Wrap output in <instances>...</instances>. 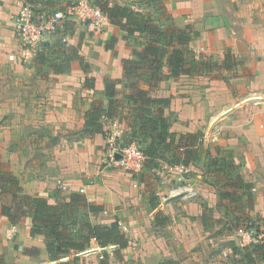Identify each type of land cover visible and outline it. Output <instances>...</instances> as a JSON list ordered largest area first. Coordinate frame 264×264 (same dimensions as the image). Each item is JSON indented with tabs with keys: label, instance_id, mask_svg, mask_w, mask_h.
I'll return each mask as SVG.
<instances>
[{
	"label": "crops",
	"instance_id": "1",
	"mask_svg": "<svg viewBox=\"0 0 264 264\" xmlns=\"http://www.w3.org/2000/svg\"><path fill=\"white\" fill-rule=\"evenodd\" d=\"M31 1L37 9L51 11L64 8L71 0ZM92 2L139 10L141 16L155 20L163 30L190 26L188 49L200 70L170 77L169 68L164 66L167 77L154 89L147 84L148 76L146 84L139 81L142 88L149 89V95L168 100L163 114L169 122L168 131L176 133L174 150L164 152L165 160L155 159L154 165H145L139 174L121 168L110 170L104 164L105 132L115 124L135 137L145 138L147 146L153 139L140 128V101L132 96L135 79L124 73V61L136 58V51L144 50L151 34L130 35L110 21L100 30L70 20L28 61L34 75H24L26 62L20 56L15 61L9 59L11 53L19 55L21 51L14 31L16 0H0V71L6 74V67L12 65L16 73L22 72L16 83L24 91L23 97L30 95L31 99L26 102L10 92L0 96V170L18 181V193L44 197L52 203L68 201L73 193H81L90 203L101 206L97 214L87 208L75 212L77 233L82 230V217L92 224L120 220L127 226L125 233L130 240L128 247L115 245L112 250L92 240L84 251L52 260L45 237L32 233L31 216L14 224L0 215V264H58L73 258L76 260L72 264H90L89 260L92 264H102V260L105 264H252L246 261L241 242H237V231L246 216L264 229V102L246 100L254 92L264 94V0H161L162 13L154 11V0H143V6L129 0ZM64 37L68 44L63 42ZM42 53L46 61L36 58ZM68 55L72 59L60 63ZM57 64L64 65V70L55 72ZM109 81L116 83L114 98L118 105L114 117L102 119L105 132L85 133L86 112L94 105L109 104ZM214 124L219 130L215 139L207 137L197 145L200 160L189 164L184 173L167 171L161 161L170 160L174 153L183 154L184 147L179 145L189 143L186 135H203ZM48 128L57 136L36 139L38 130L45 132ZM222 160L231 171L221 170ZM152 172L154 177L149 178ZM237 175L253 185L252 207L243 203L240 208L220 197L225 182ZM59 180L66 188L58 186ZM183 180H189L199 195L191 200L174 199L160 210L158 193ZM16 192L10 186L2 193L1 203L12 204ZM222 206L224 210L220 211ZM214 216L220 217L218 223L225 219L234 225L230 241L242 252L229 257L215 252V242L221 237L206 231L215 224L211 219ZM12 225L17 231L9 239L7 230ZM256 264H264V260L259 258Z\"/></svg>",
	"mask_w": 264,
	"mask_h": 264
},
{
	"label": "trees",
	"instance_id": "2",
	"mask_svg": "<svg viewBox=\"0 0 264 264\" xmlns=\"http://www.w3.org/2000/svg\"><path fill=\"white\" fill-rule=\"evenodd\" d=\"M27 1L32 3L31 0ZM99 6L105 11L110 22L126 29L128 34L133 35L140 32L152 35L144 50L142 52L136 51V58L124 61V73L127 77L135 79L132 82L133 91H135L132 96L137 102L140 101L137 108L140 128L153 136L151 143L143 150L147 156L145 165L148 163L154 165L155 159L159 161L167 158L164 152L174 150L172 144L175 141L176 133L168 131L169 122L163 114V108L168 104V100L149 95V89L142 88L139 81L141 80L142 84H146L148 79L147 84L154 89L167 77L163 72L164 66L169 68L170 77L192 74L200 70L199 62L188 49L192 40L190 26L185 29L163 30L155 20L152 22L141 16L139 10L122 5L109 6L106 3H100ZM71 57L73 56L68 55L61 58L60 63L69 62ZM36 58L41 61L47 60L45 53L38 54ZM189 58L192 60L189 61ZM61 66L64 65H54L53 70L61 72L64 70ZM145 76L148 78L145 79ZM115 84L111 81L106 84V94L110 97L107 107L94 105L86 112L85 133L105 132L102 119L114 117L118 105V100L114 98ZM131 136L135 137L133 134ZM201 137L202 134L199 132L187 134L186 139L189 143L187 142L186 145L180 143L179 145L184 147L183 154L174 153L173 158L166 160V162L183 163L187 166L191 163H197L200 160L197 157V145L202 143ZM162 146V152L158 151L159 147ZM221 170L231 171V168L225 167V162L222 160ZM10 186L17 190L13 196V203H1L2 193L9 190ZM20 189L18 181L0 170V215L7 216L14 224H19L25 216H31L33 221L32 233L45 237L47 251L52 260H60L69 256L72 251H84L91 246L92 240H95L101 247L117 245L119 248H126L130 245V240L119 225L118 220L110 224H92L82 217V230L77 233L75 225L78 222L74 214L79 208H87L92 214L102 211L101 206L90 203L81 193H73L68 201L52 203L44 197L18 193ZM220 197L238 204L240 208L243 207V203L252 207L254 204L253 185L241 175H237L232 180L229 179L225 182L220 191ZM158 213L161 215L162 212ZM158 217L156 216V219ZM245 220L246 226L252 222L254 227L262 229L260 225H256V221L250 218H245ZM262 231L264 232V229ZM231 245L234 246L235 253H237L240 247L234 241L231 242ZM242 249L246 251L245 259L248 263L256 264L259 258L264 260V238L260 242L243 246ZM75 260L76 258H73L68 262H59L58 264H71ZM102 264H105V261L102 260Z\"/></svg>",
	"mask_w": 264,
	"mask_h": 264
},
{
	"label": "built area",
	"instance_id": "3",
	"mask_svg": "<svg viewBox=\"0 0 264 264\" xmlns=\"http://www.w3.org/2000/svg\"><path fill=\"white\" fill-rule=\"evenodd\" d=\"M17 12L15 14V35L20 41L21 51L11 53L9 59L11 61L20 59L23 62H28L42 46L48 38L60 32L64 23L68 21H79L88 24L95 29H103L109 22V18L100 6L95 5L92 0H71L62 9L39 10L27 0H16ZM63 42L68 44V39L63 38ZM247 101L264 102V94L254 92L249 96ZM103 119H107L104 117ZM218 128L215 124L212 129L202 135L201 141L204 138L215 139L218 134ZM126 136V129L118 124L105 132L107 159L112 167L124 169L128 172L139 174L146 163L147 156L138 143L133 140L127 144H122ZM167 171L184 173L187 165L183 163H168L161 161ZM58 186L66 188V184L61 180L58 181ZM84 191V189H82ZM199 195L198 189L189 181H177L170 186L166 192L158 193V208L165 210L174 199L191 200ZM119 225L124 232L128 230L127 226L120 220ZM16 225H12L7 230V236L12 239L16 234ZM239 240L243 246L257 243L263 240L264 232L252 225L241 227L237 231ZM112 250L115 245H110ZM224 256L228 257V252L224 251ZM67 259L64 257L62 259Z\"/></svg>",
	"mask_w": 264,
	"mask_h": 264
},
{
	"label": "rangeland",
	"instance_id": "4",
	"mask_svg": "<svg viewBox=\"0 0 264 264\" xmlns=\"http://www.w3.org/2000/svg\"><path fill=\"white\" fill-rule=\"evenodd\" d=\"M129 1H130L131 4L134 3V5H137V4H139L141 6L144 5V3H142L143 0H141V2L138 1V0H129ZM146 7L147 6H145V8ZM155 10L156 11H160L161 13L163 12L161 0L160 1L159 0H154V11ZM55 35H58V33H56ZM30 63L31 62L24 63L27 66L26 67V71L24 72V75H30V76L34 75L32 72H30V69L28 67V66H30ZM6 69H7V73L6 74H5V72H1L0 71V80H1V82H0V96L6 95L5 94L6 92H10L13 95L18 94L21 100L25 99L26 102H30V100H31L30 99V95L28 96L27 99L24 98L23 97L24 96V93H23L24 91L20 88V85H18L16 83V77H18L20 74H22V72H17L16 73L13 70L12 65L7 66ZM9 70H10V72H9ZM34 73H35V71H34ZM2 75H3V77H2ZM11 77L14 78V82H12V78ZM42 88L44 89V86H42ZM22 116H23V114L20 117H22ZM51 134L52 133H51L50 129L48 128L47 131H45V132H42V131L40 132L38 130L35 135H36V139L39 138V137H44V136H47V137L53 139L55 136H57L54 133L52 135ZM131 134H132V132L130 130H126V136L124 137V140H123L122 144H127L128 142H131L134 139H136L135 141L138 143V145L143 150H145V148L147 146L145 138H144V140H145L144 141L143 139H141V137H139V136L138 137H133V136H131ZM104 164L107 167L109 166L108 168L110 170H114L115 168H117V167H112L110 165V161L108 159H106ZM143 171H144V168H143V170L140 173H143ZM148 176H149V178L150 177H154V172H152L151 174L148 173ZM223 210H224V207L222 206L220 208V211H223ZM211 216H213V214H211ZM219 218L220 217H215V216L212 217L211 219L213 220V222L215 224L211 225L208 228L206 227V231H208V233L211 234V235H216L217 237H221V238H218V240L215 242L216 246H215L214 250H215V252L221 254L223 257H225L224 256V251H226V252H228V257H229L230 255L235 254L234 246L231 245L232 241H230L231 240L230 239L231 236H233V235H231V229L234 228V225H232V224L229 225L228 221L225 220V219L223 220V222L218 223V220H220ZM247 218H249V217L246 216V219ZM250 223H252V222H250ZM250 223H249V225H250ZM256 225H258V224H256ZM245 226H246V224H244L243 227H245ZM75 228H77V227L75 226ZM223 234H226L227 236L226 237H224V236L222 237ZM219 239H221V240H219ZM237 242H240L239 237H237ZM109 246H107L108 249H110ZM240 252H242V249H239V251H237V253H240ZM75 263L77 264V262H75ZM89 263L92 264V261L89 260Z\"/></svg>",
	"mask_w": 264,
	"mask_h": 264
}]
</instances>
